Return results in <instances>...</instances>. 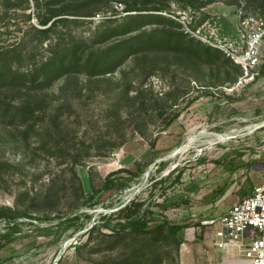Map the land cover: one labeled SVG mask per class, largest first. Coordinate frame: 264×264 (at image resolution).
Segmentation results:
<instances>
[{
    "label": "rangeland",
    "instance_id": "rangeland-1",
    "mask_svg": "<svg viewBox=\"0 0 264 264\" xmlns=\"http://www.w3.org/2000/svg\"><path fill=\"white\" fill-rule=\"evenodd\" d=\"M46 1L41 0L42 10ZM126 1L143 9L140 13H161L183 25L178 30L167 22L142 31H183L196 42L210 40L224 54L211 51L208 56L187 43L182 50L135 54L106 75H65L43 91L0 88V105L10 104L13 111L30 100L38 109L36 128L27 137V125L0 116V206L28 214L16 221L0 220V264H69V259L71 264H101L132 255L133 245L151 256L144 264H210L212 231L201 220L224 213L241 199L243 189L249 193L264 180V54L255 78L240 84V69L220 45L239 39L237 11L245 0H219L200 9L195 7L204 0ZM125 5L123 0H94L67 15L71 21L63 29L64 41L91 43L104 21L139 13L127 12ZM204 13L209 17L195 30ZM36 14L34 0H0V48L12 47L29 26L40 27ZM108 139L119 147L101 146ZM56 141L59 146L48 148ZM84 144L91 155L79 157L73 168ZM142 163L148 165L140 174ZM123 168L140 174L130 187L119 195L107 192L98 205L84 202L80 182L87 194L109 174L121 175ZM172 171L173 176L182 173L179 182L169 185L166 180L153 187ZM136 197L159 218L186 225L179 238L161 239L152 251L144 249L150 241L142 245L140 239L127 238L114 250L92 252L101 237L95 234L86 244L88 231L102 214ZM168 201L173 203L167 209L158 205ZM76 211V225L58 228L60 218Z\"/></svg>",
    "mask_w": 264,
    "mask_h": 264
},
{
    "label": "trees",
    "instance_id": "trees-1",
    "mask_svg": "<svg viewBox=\"0 0 264 264\" xmlns=\"http://www.w3.org/2000/svg\"><path fill=\"white\" fill-rule=\"evenodd\" d=\"M34 1L37 10L36 17L40 27L29 26L23 30L20 40L13 44L12 47L0 48V88L18 86L19 89L26 91H43L50 87L55 80L65 75L81 72L93 77L106 75L115 72L129 57L135 54L156 49L182 50L187 43H189V47L204 50L208 56L212 55L211 51H215V54H224L222 50L212 46V44L202 42V40L196 42L194 36L189 38L190 34L183 31L171 32L160 27L142 31V28L148 25H164L167 22L178 30H181L183 25L161 13H140L143 9L135 7L126 0H123L126 4L125 10L139 13L124 16L121 19L122 21H119V19L104 21L102 23L104 29L93 34L91 43H86L84 40L81 42H65V36L62 32L66 24L71 21L67 15L77 13V11L87 7L94 0H47L44 3L46 5L45 10H42L43 3H41V0ZM216 1L219 0H204L199 2L195 8L200 9ZM261 1L247 0L246 2L245 0V10L248 13L264 17V0ZM236 2L239 4V0H233V3ZM154 10L163 9L160 6H155ZM208 17L209 15L204 13V17L194 24L193 28L196 30ZM132 32L137 33L108 45L99 46L112 38L125 36ZM52 37H54L53 41ZM47 39L51 40L44 44ZM187 39L189 40L187 41ZM201 44L205 46H201ZM227 60L236 65L242 75L241 66L228 56ZM31 103L32 101L30 100L22 102L13 111L10 104L0 105L1 117L9 119L12 124L27 125V129L24 130L25 137L28 136L27 133L36 128L33 118L35 117V111L38 109L33 107ZM116 111L115 115L119 116L118 110ZM174 119L175 117L172 116V121ZM60 143L56 141L54 145H45H48V148L53 150ZM150 145L153 149L155 148L154 141L151 140ZM84 146H86L84 150H80L81 152L75 156L73 168H75L76 164H79V157H89L91 155L88 151V145L84 144ZM101 146L118 148L119 144L115 140L108 139L104 140ZM147 165L148 163H142L138 167V172L141 174ZM241 165H236V168ZM121 172V175H117L115 172L109 174L99 188L91 187L87 194L84 193L83 184L80 182L81 193L86 197L84 202L92 206L104 203L103 197L107 192L115 191L119 195L131 186L136 176L140 175L127 168H123ZM74 173L78 177L76 170ZM181 174V172H178L173 176V172L172 175L166 178L154 181L153 187L157 188L166 180H170L169 185H175L180 181ZM247 193L243 189L244 195L242 194L240 198ZM165 199L167 200L168 198L165 197ZM172 203L168 201L158 205L163 209H167ZM76 213L77 211L65 219L60 218L57 224L58 228L65 226L63 230H66L76 225L80 218V215ZM24 214L16 212L10 206H0V220L16 221L20 215ZM201 226L204 227L202 224ZM184 227L186 225L173 223L166 217L159 218L154 210L145 207V202L136 197L117 211L102 214L88 231L85 243L89 244L93 240L94 235L99 234L101 240L91 250L92 252L114 250L127 238L140 239L142 240V245L148 244L150 241L144 249L151 247L150 251H152L154 247L158 246L161 239L166 237L179 238L178 233ZM138 248L133 245L134 253L132 255H126L123 258H110L101 264H144V261L150 259L151 256H146V253L140 254L137 250Z\"/></svg>",
    "mask_w": 264,
    "mask_h": 264
},
{
    "label": "built area",
    "instance_id": "built-area-1",
    "mask_svg": "<svg viewBox=\"0 0 264 264\" xmlns=\"http://www.w3.org/2000/svg\"><path fill=\"white\" fill-rule=\"evenodd\" d=\"M239 39L220 44L242 69L239 83L253 80L264 50V17L238 6ZM211 44L210 40H207ZM220 46L218 44H215ZM210 228L214 245L220 249L238 248L244 251L250 264H264V180L234 203L225 213L201 220Z\"/></svg>",
    "mask_w": 264,
    "mask_h": 264
},
{
    "label": "crops",
    "instance_id": "crops-1",
    "mask_svg": "<svg viewBox=\"0 0 264 264\" xmlns=\"http://www.w3.org/2000/svg\"><path fill=\"white\" fill-rule=\"evenodd\" d=\"M263 54H264V50H263ZM262 63L263 61L260 64ZM212 240H213V233H212ZM210 259H211L210 264H250V261L248 258H246L243 250L234 247L227 249H220L216 247L214 244H212ZM69 264H71L70 259H69Z\"/></svg>",
    "mask_w": 264,
    "mask_h": 264
},
{
    "label": "bare ground",
    "instance_id": "bare-ground-1",
    "mask_svg": "<svg viewBox=\"0 0 264 264\" xmlns=\"http://www.w3.org/2000/svg\"><path fill=\"white\" fill-rule=\"evenodd\" d=\"M226 138L228 139V138H229V136H223V139H226ZM227 139H226V140H227Z\"/></svg>",
    "mask_w": 264,
    "mask_h": 264
},
{
    "label": "water",
    "instance_id": "water-1",
    "mask_svg": "<svg viewBox=\"0 0 264 264\" xmlns=\"http://www.w3.org/2000/svg\"><path fill=\"white\" fill-rule=\"evenodd\" d=\"M125 204H122L121 207H123ZM121 207H119L118 209H120Z\"/></svg>",
    "mask_w": 264,
    "mask_h": 264
}]
</instances>
